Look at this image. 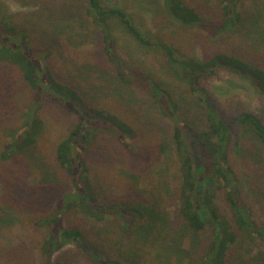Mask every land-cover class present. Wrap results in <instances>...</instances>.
<instances>
[{"label": "rangeland", "instance_id": "obj_1", "mask_svg": "<svg viewBox=\"0 0 264 264\" xmlns=\"http://www.w3.org/2000/svg\"><path fill=\"white\" fill-rule=\"evenodd\" d=\"M87 1L0 0V43L23 49L32 58L41 82L39 91L29 98L23 97L21 103L15 102V91H21L18 74L8 65H0V80L3 79L0 85L10 86L8 90L0 86V149H10L31 129L33 120L41 124L37 144L25 151V156L10 153L6 162L0 160V264H90L79 246L84 241H65L60 237V230L73 229L95 245L96 239H101V248L124 264H198L209 236L193 235L177 218V163L168 148L167 155H161L160 146L167 147L169 131L175 124L191 139L200 125L202 111L165 55L155 47L137 42L122 24L114 21L110 24L111 49L125 72L131 77H139L140 73L149 75L172 96L177 110L173 117L169 114L161 117L153 102H139L141 107L135 111L133 105L119 99L115 78L111 81L109 72H105L100 36L83 17ZM101 1L123 10L149 41H164L180 53L200 60L222 53L264 67V0H244L243 21L220 33L214 32L222 22L216 17L220 0H186L204 16L215 18L214 22H207L212 30L171 23L163 0ZM7 28H15L16 32ZM47 71L59 84L77 86L80 94L87 92L86 100L91 104L104 96V108L125 121L137 132V137L120 138L109 126L89 118L87 121L72 101L48 90ZM201 85L210 93V100L224 122L250 112L264 123V98L249 79L217 68L213 75L201 80ZM135 88H127L129 99L135 100L143 93ZM144 105L150 107L147 110L151 115L144 111ZM75 122L84 125L83 132L87 125L95 126L92 134L75 140V173L82 164L86 167L94 202L102 210L115 203L150 209L149 215L138 220L134 228L126 225L135 219L126 212L122 215L113 212L112 216L99 213L103 218L99 221L82 210L64 208L65 198L72 200L77 196L75 192H84L82 179L69 176L55 159L59 138ZM231 130L234 135L227 164L239 181L237 197L250 208L252 220L264 226V186L260 180L264 176V145L251 139L240 127ZM214 192L217 210L229 219L224 192ZM199 193L201 196L203 192ZM57 209H61L62 215L51 222ZM151 214L157 216L158 240L139 237L141 227L154 224ZM45 217L51 223L40 225L37 218ZM52 236L58 244L45 255L44 243ZM238 241L229 254V264H249L248 259L254 258L258 246ZM257 264H264V259Z\"/></svg>", "mask_w": 264, "mask_h": 264}, {"label": "trees", "instance_id": "obj_2", "mask_svg": "<svg viewBox=\"0 0 264 264\" xmlns=\"http://www.w3.org/2000/svg\"><path fill=\"white\" fill-rule=\"evenodd\" d=\"M163 1L165 14L171 23L180 27L194 28L200 26L212 30L210 25L207 26V22L210 20L214 22L215 18L204 16L199 11L200 9L192 6L186 0ZM243 7L244 0H220L216 17H220L222 22L214 32L220 33L231 30L235 25L243 21ZM83 17L86 23L89 22L90 26L93 27V31L100 36L102 57L106 65L105 72H109L111 81L115 78L117 88L120 89L117 95L119 99H124L123 101L128 106L129 104L133 105L135 111L141 107L138 105L139 102H153L157 114H160L161 117L168 114L173 117L174 112L177 110V105L172 96L149 75L146 76L140 73L139 77H131L125 72L121 61L117 59L111 49L112 34L110 24L114 21L122 24L128 34L137 42L155 47L165 55L168 64L179 73V77L188 85V93L202 111L199 115L200 125L192 132L193 136L191 139L187 138L182 127L175 124L169 131L167 147L165 144L160 146V154L163 156L167 155L166 149L168 148L175 156L177 163V180L179 182L175 197L177 200V218L193 235H201L202 238H206L207 234L209 236V244L202 251L198 264H227V262L229 264V254H231L233 245L237 244L239 239L240 241L251 242L254 247L258 246V250L253 255L254 258L248 259L249 264H257L259 260L264 259V226H258L252 220L250 208L237 197L236 186L239 181L236 179L233 169L227 164L229 149L234 135L231 128H242L243 131L250 135L251 139L264 145V123L258 116L250 112H242L231 121H228V123L224 122L221 114L210 100V93L201 85L202 79L213 75L217 68H224L240 77L249 79L254 88L264 98V67L249 60L222 53L200 60L180 53L177 48L170 47L164 41L155 43L149 41L133 25L131 18L123 10L108 7L101 0H88ZM8 30L11 33L16 32L15 28ZM23 39H26V37ZM0 65H8L17 72L20 78H18L17 82L21 91H15L13 97L15 102L20 101L21 103L23 97L29 98L36 91H39L41 82L38 71L32 58L23 49L7 43H0ZM46 74L48 90L56 92L58 96L66 101H72L74 107L79 108L78 110L84 114L87 121V118H89L97 122V124L101 122L103 125L109 126V129L120 138L125 136L137 137V132L125 121L114 114L111 109L106 110L104 108L105 104L102 102L104 101V96L100 97L99 102L91 104L86 100L87 92L80 94L77 86L75 88L61 85L54 80L49 71ZM0 86L7 90L10 88L8 85ZM103 86L101 84L100 88ZM133 86L144 94H146L145 90H148L149 93L147 92V96L140 93L135 100L129 99V90L127 88ZM131 91L135 92L133 89ZM22 93H25V95H22ZM87 99L89 100V98ZM143 108L145 112L151 115L147 110L150 107L144 105ZM145 119L148 121L147 118ZM83 127V124L75 122L59 138L55 148V159L59 167L69 176L81 178L84 183V192H75L77 196L72 200L65 198L63 201V204H65L64 208L66 211L73 208L78 211L82 210L83 214L87 212L89 215L95 216L99 221L103 219L99 213L112 216L113 212L121 215L126 212L134 215V221L130 220L126 224L134 228L138 220H142L144 216L146 218L149 215L150 209L146 210V207L143 209L140 205L115 203L102 210L94 202L96 198L91 191L89 175H87V169L82 162L80 163V165L82 164L80 169L75 173V157L73 156L75 140L82 135L92 134L95 129V126L87 125V129L83 132ZM146 128L150 129L149 124L146 125ZM40 129V122L37 119L33 120L31 129L23 134L10 149H6V147L5 149H0L1 162H6L10 159V153L22 156L25 151L34 148L33 146L37 144L36 140ZM78 172L81 173L79 177ZM84 173H86V176L83 175ZM200 174H202V179H200ZM260 180L264 186V176ZM213 188L224 192L223 200L229 212V219L222 216L219 213L220 211L217 210L216 194ZM199 192H203L201 196ZM147 211L149 212L147 213ZM61 215V209H57L50 221H56ZM49 217L44 219L37 218V221L39 220L38 223L40 225L51 223ZM151 217L154 224L141 227L138 231L139 237H144L145 239L153 237L158 240L160 235L157 233L158 226L155 223L157 216L154 217L151 214ZM25 220H29V217H26ZM159 221H162V219L160 218ZM123 225L124 222L122 223ZM60 237L65 241H84V244L81 243L79 246L83 248L90 264H124L120 260L111 258L112 256L101 248L100 242L102 243V241L99 238L96 239L99 245H95L94 242L82 238L80 232L74 229L60 230ZM57 244V238L52 236L51 239L44 243V254L48 255V249L52 251ZM103 254H106L107 257L103 256Z\"/></svg>", "mask_w": 264, "mask_h": 264}]
</instances>
